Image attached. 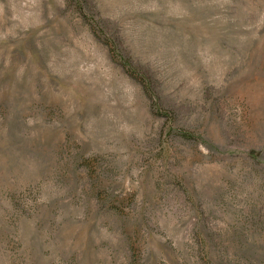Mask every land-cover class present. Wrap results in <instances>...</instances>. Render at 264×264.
<instances>
[{
    "label": "rangeland",
    "instance_id": "374dc122",
    "mask_svg": "<svg viewBox=\"0 0 264 264\" xmlns=\"http://www.w3.org/2000/svg\"><path fill=\"white\" fill-rule=\"evenodd\" d=\"M0 264H264V0H0Z\"/></svg>",
    "mask_w": 264,
    "mask_h": 264
}]
</instances>
